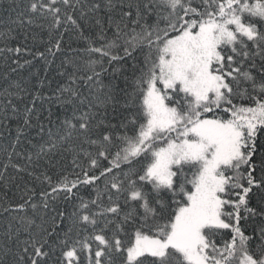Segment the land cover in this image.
I'll return each instance as SVG.
<instances>
[{
    "label": "snow or ice",
    "instance_id": "1",
    "mask_svg": "<svg viewBox=\"0 0 264 264\" xmlns=\"http://www.w3.org/2000/svg\"><path fill=\"white\" fill-rule=\"evenodd\" d=\"M77 7L28 0L9 17L83 35L91 13L97 30L47 96L4 77L0 128L15 122L16 135L0 181L33 184L4 208L17 223L0 234V264H264V0Z\"/></svg>",
    "mask_w": 264,
    "mask_h": 264
},
{
    "label": "trees",
    "instance_id": "2",
    "mask_svg": "<svg viewBox=\"0 0 264 264\" xmlns=\"http://www.w3.org/2000/svg\"><path fill=\"white\" fill-rule=\"evenodd\" d=\"M16 3L21 5L20 8H17L15 12L5 11L9 3ZM77 2V11L75 13L76 17L80 16L79 8L83 6L87 11L88 6L95 2L107 3L108 0H76ZM28 0H4L3 6H0V52L7 47H19L21 52L18 56L13 53L0 54V90L7 86L8 81L5 80V76L9 78V81H16L28 87L30 90L36 93H43L45 96L48 95L50 88H54L56 83L60 81V77L57 75L60 70L61 59L65 56L75 55V49H83L87 43L89 37H94L96 33L95 19L91 13L83 19H79L78 23L81 31L72 27L67 26L68 30L63 31V27L60 31L52 32L51 34L48 31V22L43 19H37L33 24L29 25L25 23L23 26H18L15 23H12L11 19H15L17 13L23 10V7L26 6ZM103 15V13H101ZM38 24H43L44 27H38ZM7 34L6 36L4 34ZM62 37V52L56 53L55 56L49 55L47 49L55 43V41ZM40 52L45 53V57L39 55ZM7 56V59L5 58ZM13 59H18L22 67H17L12 61ZM12 68H16L15 72L12 71ZM45 84L44 88H41V83ZM50 86V87H49ZM45 107L48 105L45 104ZM11 135L7 131H4L0 128V171L3 170V164L6 162V154L3 151L5 147H8L15 140V127L16 124L13 122L11 125ZM30 137L34 136V130L29 134ZM36 141L33 140V143ZM11 149L9 148V151ZM31 150V145L26 141L18 146V151ZM14 160L17 157H13ZM20 163L25 161L20 158ZM65 167L61 168L57 166L55 169H50L49 174L52 176L53 181H55L61 173L69 171L70 167L67 165V162H63ZM13 170L9 168V173H12ZM24 175L23 180L12 181L7 187H5L4 182L0 181V234H2L9 223H12L16 226V221L12 219L10 213L5 212L4 208L11 203L13 206L20 202V197L24 191V185L28 184L29 187L32 186L33 182L30 177L26 174ZM40 185L36 184L37 192L40 189ZM39 199V197H35ZM55 206L58 208H69V205L62 202H55ZM54 215L51 210H48V215L45 219H48L50 216ZM39 222V221H38Z\"/></svg>",
    "mask_w": 264,
    "mask_h": 264
}]
</instances>
